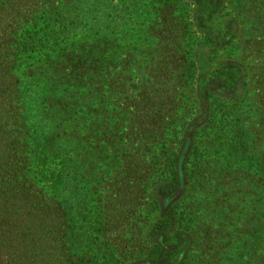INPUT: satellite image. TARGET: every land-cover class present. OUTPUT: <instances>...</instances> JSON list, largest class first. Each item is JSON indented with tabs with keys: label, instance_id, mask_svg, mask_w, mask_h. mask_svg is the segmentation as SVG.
Masks as SVG:
<instances>
[{
	"label": "trees",
	"instance_id": "obj_1",
	"mask_svg": "<svg viewBox=\"0 0 264 264\" xmlns=\"http://www.w3.org/2000/svg\"><path fill=\"white\" fill-rule=\"evenodd\" d=\"M119 1L0 0V165H5L0 169V253L8 251L10 264H116L111 247L102 248L107 244L104 227L111 210L107 205L111 200L105 197L122 189L102 186V170L106 173L113 165H128L136 148L142 155L153 156V165L171 162L172 170L171 178L160 187L151 186L150 191L148 185L139 187L144 209L151 194L161 203L149 229L157 239L142 264H264L261 124L252 129L246 122L247 106L215 101L193 147L188 150L187 141L174 154L169 141L175 136L176 122L165 119L163 98L156 90L149 97L139 96L142 107L124 109L121 102L118 87L125 76H120L122 49L116 41V13L122 10L129 21L139 20L146 27L164 20L173 12L172 4L181 0H127L125 5ZM209 3L197 0L200 7ZM100 5L112 13L103 16ZM141 41L150 49L146 38ZM136 44L128 55L141 46V42ZM17 60H21L19 66L13 67ZM36 66L40 69L35 73ZM218 72L225 86L232 87L239 79V71L232 66H222ZM151 104L156 111L149 112L150 119L156 121L146 126L143 114ZM191 156L192 165H188ZM206 169L239 173L238 182L229 181L227 190L220 181L206 180L203 187L212 191L208 195L218 191L231 195L238 188L241 199L249 202L237 213L241 216L233 218L238 223L246 218L248 227L224 230L219 225L218 232L228 242L223 250L208 243V238L198 237L194 225L202 224L190 212L192 207L175 198L186 178L198 179L197 173L202 171V175ZM245 179L248 184L241 187ZM184 188L199 197L194 184ZM207 197L198 201L206 204ZM229 202V210L238 208ZM183 212L186 220L181 235L173 241L167 229ZM48 214L55 220H46ZM212 215L218 220L225 216ZM211 219L208 216L201 222L204 225ZM50 235L62 253L48 263L44 252ZM186 243L196 251L190 253Z\"/></svg>",
	"mask_w": 264,
	"mask_h": 264
},
{
	"label": "rangeland",
	"instance_id": "obj_2",
	"mask_svg": "<svg viewBox=\"0 0 264 264\" xmlns=\"http://www.w3.org/2000/svg\"><path fill=\"white\" fill-rule=\"evenodd\" d=\"M122 2L125 5L127 0L119 1ZM26 5L29 6L30 1ZM172 9L173 12L164 20L161 22L155 20L146 27H143L139 20L129 21L122 10H117L119 30L116 41L122 49L120 76H125L119 81L118 91L124 109L133 105L142 107L139 96L149 97L150 93L156 90L163 98L161 105L164 106L165 119L172 124L176 122L175 136L171 142L169 141L171 151L176 155L187 141H189L188 150L193 147V141L200 134L211 105L219 100L247 106L249 111L245 115L246 122H250L251 128L261 124L258 134L262 136L264 134V0H210L208 7L198 6L197 0H181L180 3L174 2ZM99 11L103 16H108L113 10L100 5ZM145 38L150 49L141 41ZM137 42H141V46L128 55V50L135 47ZM20 62L21 60H17L12 64L13 67H18ZM222 66H232L239 71V79L232 87L225 86L223 76L218 72V68ZM39 69L36 66L33 71L36 73ZM0 89H2L1 84ZM162 106L158 110H161ZM145 110L148 112L143 114V124L150 126L156 120L150 119L152 116L149 112L156 111V108L151 104ZM126 124L128 127L130 122ZM135 145L136 143L133 146ZM136 151L138 150L134 148L132 151L134 160L128 165H113L106 173L102 170V186L122 189L105 197L111 200L107 201L111 210L104 227L107 244H102V248L108 245L111 247L114 253L113 262L116 264L146 263L148 251L157 239V236L149 232L150 224L158 216L161 203L153 198L154 194H151L146 199L149 205L144 209L140 205V201L145 200L140 197L139 187L148 185L150 191L151 186L160 187L172 175L169 167L171 162L169 165L162 162L153 165V156L142 155ZM3 157L5 158L6 155ZM161 159H165V156ZM189 159L187 164L192 165V156ZM201 164L202 162L198 165ZM4 167L5 165H0V169ZM201 172L197 173L198 179L186 178L183 189L175 195V198L180 200L181 205L192 207L190 212L202 224L197 222L194 225L198 237L202 235L201 237L208 238V243L223 250L228 246V242L224 240L227 236L223 233L222 236L218 232L219 225L223 226L224 230L228 227L235 229L243 227L246 218L243 217L245 221L239 220L240 223L233 218L240 217L241 215L237 213L244 211L249 206V202L241 199L242 193L238 188H234L231 195L222 196L220 191L208 195L212 193L211 189L203 187L206 180H213L214 183L220 181L222 189L227 190L229 181L238 182L236 178L239 176L238 172L225 169L213 172L206 169L200 175ZM190 184H194L199 197L192 195L193 190L184 188ZM244 184H248L247 179L241 187ZM203 195L208 196L206 204L198 201ZM156 197L160 196L156 194ZM228 199L231 201L229 204L238 208L230 211L227 206ZM203 206L206 207V214L202 212ZM213 212L215 215L225 216L218 220L212 215ZM208 216L212 219L206 220L203 225L201 221ZM45 218L55 220L53 214H48ZM185 220L186 215L183 212L181 218L172 227H168L167 230L172 235L173 241H177L181 235L180 228ZM246 227L248 225H245ZM244 234L248 235V232ZM46 242L48 243L44 256L48 263L55 262L62 253L60 245L55 238L51 239V235L46 236ZM185 248L189 249L190 253L196 251L193 244L186 243ZM7 253V250L0 253V264H10ZM12 264H20V262ZM166 264L180 263L171 261Z\"/></svg>",
	"mask_w": 264,
	"mask_h": 264
}]
</instances>
